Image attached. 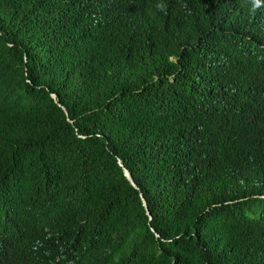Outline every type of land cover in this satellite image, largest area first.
Masks as SVG:
<instances>
[{
    "label": "trees",
    "instance_id": "16d2710c",
    "mask_svg": "<svg viewBox=\"0 0 264 264\" xmlns=\"http://www.w3.org/2000/svg\"><path fill=\"white\" fill-rule=\"evenodd\" d=\"M0 264H264V0H0Z\"/></svg>",
    "mask_w": 264,
    "mask_h": 264
},
{
    "label": "water",
    "instance_id": "95a60500",
    "mask_svg": "<svg viewBox=\"0 0 264 264\" xmlns=\"http://www.w3.org/2000/svg\"><path fill=\"white\" fill-rule=\"evenodd\" d=\"M124 173H125L126 177H127L128 179H130V181L132 182V179H131L130 173L128 172V170H127L126 168H124ZM132 183H133V182H132ZM144 204H146L145 201H144Z\"/></svg>",
    "mask_w": 264,
    "mask_h": 264
}]
</instances>
